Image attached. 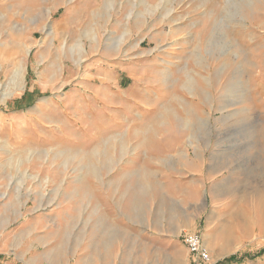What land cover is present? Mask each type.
I'll return each mask as SVG.
<instances>
[{"label": "rangeland", "instance_id": "obj_1", "mask_svg": "<svg viewBox=\"0 0 264 264\" xmlns=\"http://www.w3.org/2000/svg\"><path fill=\"white\" fill-rule=\"evenodd\" d=\"M186 230L264 264V0H0V264H204Z\"/></svg>", "mask_w": 264, "mask_h": 264}, {"label": "built area", "instance_id": "obj_2", "mask_svg": "<svg viewBox=\"0 0 264 264\" xmlns=\"http://www.w3.org/2000/svg\"><path fill=\"white\" fill-rule=\"evenodd\" d=\"M183 238L190 252L194 254L196 262L204 264L210 262V251L201 234L186 230Z\"/></svg>", "mask_w": 264, "mask_h": 264}, {"label": "crops", "instance_id": "obj_3", "mask_svg": "<svg viewBox=\"0 0 264 264\" xmlns=\"http://www.w3.org/2000/svg\"><path fill=\"white\" fill-rule=\"evenodd\" d=\"M208 238V237H207Z\"/></svg>", "mask_w": 264, "mask_h": 264}]
</instances>
